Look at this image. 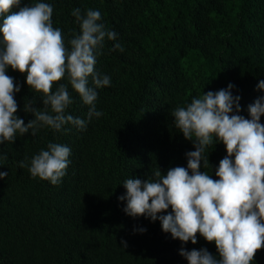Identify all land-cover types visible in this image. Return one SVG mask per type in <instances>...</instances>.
<instances>
[{"label":"trees","instance_id":"obj_1","mask_svg":"<svg viewBox=\"0 0 264 264\" xmlns=\"http://www.w3.org/2000/svg\"><path fill=\"white\" fill-rule=\"evenodd\" d=\"M40 2L53 7V26L68 47L80 31L72 11L101 13L98 22L117 34L96 53L95 71L110 77V85L96 89L102 115L85 129L44 125L35 135L17 132L14 142L0 144V172L8 173L0 179V264H188L181 248L207 249L219 259L214 242L199 234L196 244L173 239L159 219L127 215L126 200L118 198L126 195L129 178L155 180L158 169L166 175L187 167L194 142L175 126L176 108L231 84L232 95L241 98L238 114L250 118L248 105L264 96L257 89L264 80V0H21L19 7ZM116 43L123 52L113 50ZM7 74L20 87L15 115L27 124L34 115L25 103L35 97L32 106L43 110L42 93L29 88L26 73L9 67ZM61 84L73 99L66 114L87 120L90 106L67 75L52 91ZM50 143L70 148L66 174L55 185L29 171ZM203 155L209 166L201 161L200 171L218 179L224 144L213 138ZM251 264H264V248Z\"/></svg>","mask_w":264,"mask_h":264},{"label":"clouds","instance_id":"obj_2","mask_svg":"<svg viewBox=\"0 0 264 264\" xmlns=\"http://www.w3.org/2000/svg\"><path fill=\"white\" fill-rule=\"evenodd\" d=\"M20 4L21 0H0V144L14 142L17 132L23 135L32 130L35 135L44 125L56 131L66 124L85 129L93 116H101L95 108L96 89L109 86L110 77L95 71L96 53L105 38L112 41L117 37L98 22L99 11L88 9L82 16L76 8L72 15L80 31L73 34L68 47L61 29L53 26L50 4L19 7ZM116 49L124 50L119 43L114 45ZM9 67L26 73L29 88L43 96V110L32 106L35 97L25 103V112L34 115L27 124L15 115L18 105L14 95L20 87L7 74ZM66 75L72 89L90 106L87 120L66 114V108L73 103L67 85L52 91L53 84ZM232 88L229 84L227 89L208 91L173 111L175 126L186 140L194 142L195 150L185 154L187 167L171 168L166 175L158 169L155 180L129 178L123 183L126 195L118 198L126 200L127 215L159 219L163 232L170 233L173 239L196 244L199 234L215 243L219 259L207 249L181 248L179 254L188 264H251L257 251L264 248V124L260 122L264 96L248 105L250 118H245L238 114L241 98L232 95ZM257 89L264 91V80ZM213 138L222 142L227 152L215 171L218 179L200 171L201 161L204 169L209 166L203 154L213 144ZM69 155V147L50 143L48 150L32 158L29 171L33 177L55 185L66 174ZM20 166L25 164L21 162ZM7 175L0 172V179ZM169 207L170 213L158 215ZM121 243L127 247L125 241Z\"/></svg>","mask_w":264,"mask_h":264}]
</instances>
